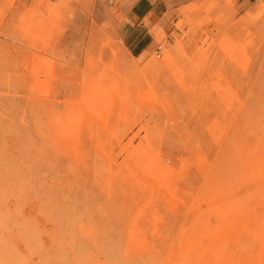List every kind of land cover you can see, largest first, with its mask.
<instances>
[{
    "label": "rangeland",
    "instance_id": "rangeland-1",
    "mask_svg": "<svg viewBox=\"0 0 264 264\" xmlns=\"http://www.w3.org/2000/svg\"><path fill=\"white\" fill-rule=\"evenodd\" d=\"M241 1L173 8L137 58L110 0H0V264H264V0Z\"/></svg>",
    "mask_w": 264,
    "mask_h": 264
},
{
    "label": "crops",
    "instance_id": "crops-1",
    "mask_svg": "<svg viewBox=\"0 0 264 264\" xmlns=\"http://www.w3.org/2000/svg\"><path fill=\"white\" fill-rule=\"evenodd\" d=\"M112 7H117L124 16L119 21L110 15L111 32L120 39L127 50L137 58H143L157 45L153 34L154 25L161 22L165 26V18L173 8L188 4L194 0H110ZM251 0L241 1L242 7H248ZM166 27V26H165Z\"/></svg>",
    "mask_w": 264,
    "mask_h": 264
},
{
    "label": "built area",
    "instance_id": "built-area-1",
    "mask_svg": "<svg viewBox=\"0 0 264 264\" xmlns=\"http://www.w3.org/2000/svg\"><path fill=\"white\" fill-rule=\"evenodd\" d=\"M163 53H164V47H163V45L160 43V44L157 45V48H156L154 54H155V56H156L157 58H162Z\"/></svg>",
    "mask_w": 264,
    "mask_h": 264
},
{
    "label": "bare ground",
    "instance_id": "bare-ground-1",
    "mask_svg": "<svg viewBox=\"0 0 264 264\" xmlns=\"http://www.w3.org/2000/svg\"><path fill=\"white\" fill-rule=\"evenodd\" d=\"M164 47V46H163Z\"/></svg>",
    "mask_w": 264,
    "mask_h": 264
}]
</instances>
